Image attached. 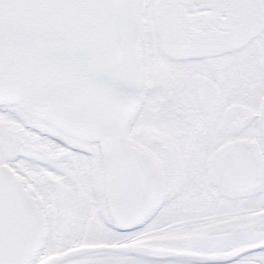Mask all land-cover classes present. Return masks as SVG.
Wrapping results in <instances>:
<instances>
[{
  "label": "snow or ice",
  "instance_id": "obj_1",
  "mask_svg": "<svg viewBox=\"0 0 264 264\" xmlns=\"http://www.w3.org/2000/svg\"><path fill=\"white\" fill-rule=\"evenodd\" d=\"M0 264H264V0H0Z\"/></svg>",
  "mask_w": 264,
  "mask_h": 264
}]
</instances>
